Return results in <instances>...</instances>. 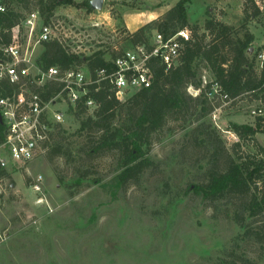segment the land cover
Here are the masks:
<instances>
[{"label": "rangeland", "instance_id": "374dc122", "mask_svg": "<svg viewBox=\"0 0 264 264\" xmlns=\"http://www.w3.org/2000/svg\"><path fill=\"white\" fill-rule=\"evenodd\" d=\"M3 1L9 9L18 7L16 0ZM73 1L57 6L51 19L53 36L63 39L72 51L87 56L105 50L108 58L114 47L122 50L129 46L126 36L131 31L122 12L158 3L104 0L101 9H94L86 5L91 0ZM160 2L174 5L177 0ZM187 11L191 27L202 26L213 17L238 34L245 15L250 14L246 26L255 36L250 57L256 71L261 72L257 54L264 50V11L259 5L252 0H192ZM212 36L210 32L206 40ZM206 72L209 80L212 74L202 66L201 74ZM262 103L244 96L233 106L222 105L208 120L228 145L239 140L235 131L239 125L250 129L264 148ZM66 125L73 133L79 120L71 118ZM189 129L175 126L165 131L148 154L160 162L162 171L153 174L148 170L140 185L130 186L125 192L112 185L114 171L106 164L78 181L71 164L60 159L64 182H60L44 153L10 167L11 176L0 180V264H215L237 243L239 252L246 250L257 256L258 245L239 239L242 228L233 219L213 216L206 203L193 193L198 166L182 161L179 155ZM69 140H77V135ZM40 175L43 180L39 193L32 184ZM259 264L264 260L260 259Z\"/></svg>", "mask_w": 264, "mask_h": 264}, {"label": "trees", "instance_id": "16d2710c", "mask_svg": "<svg viewBox=\"0 0 264 264\" xmlns=\"http://www.w3.org/2000/svg\"><path fill=\"white\" fill-rule=\"evenodd\" d=\"M16 1L19 9L0 12L4 41H9V32L3 30H10L30 12L38 10L44 22L51 23L58 5L74 4L73 0ZM191 1L177 0L163 14L130 32L126 36L129 46L149 42L156 31L170 36L190 25L187 6ZM86 5L91 6L90 2ZM245 16L241 34L213 17L207 18L201 27L192 26L193 39L187 43L178 64L166 69L159 59H153L152 84L134 91L124 101L104 84L92 93L99 102L93 112L83 105L74 110V119L79 120L75 132L69 133L68 127L57 128L44 144V155L60 182H64L60 159L71 164L78 181L106 164L114 171L112 185L125 192L130 186L140 185L148 170L153 174L162 171L160 162L148 154L164 132L175 126L190 127L180 144L179 155L182 161L198 166L193 193L206 203L213 216L233 219L242 228L241 241L252 240L259 247L255 256L246 250L239 252L237 243L215 264H259L260 259L264 260V148L250 129L239 125L235 129L239 140L228 145L220 130L208 120L226 100L233 106L241 97L249 96L264 104V67L258 73L250 57L255 36L246 26L250 14ZM210 32L213 36L206 40ZM83 56L72 53L64 42L53 38L43 42L37 62L42 68L86 63L92 71L110 64L105 50L95 51L85 59ZM202 66L212 74V80L205 84ZM214 84L219 86L216 92ZM190 86L198 89V94L189 92ZM73 134L77 140L71 141ZM1 176L11 175L3 170Z\"/></svg>", "mask_w": 264, "mask_h": 264}, {"label": "built area", "instance_id": "2783aa9c", "mask_svg": "<svg viewBox=\"0 0 264 264\" xmlns=\"http://www.w3.org/2000/svg\"><path fill=\"white\" fill-rule=\"evenodd\" d=\"M253 2L264 11V0ZM6 10V4L0 0V12ZM1 31L0 25V180L3 170L42 155L52 133L67 127L66 123L74 118L73 112L79 106L93 112L99 104L93 92L106 84L117 99L126 100L134 91L152 84L154 72L150 62L153 59H159L169 69L179 63L187 43L193 39V28L189 25L170 36L156 31L149 42H137L122 50L114 47L112 53L116 54L108 58L110 64L92 71L86 63L66 68L57 64L42 68L38 64L43 42L53 38L64 42L53 36L52 23H45L38 10L30 12L10 30H3L9 32V41H4ZM257 57L263 68L264 50ZM202 79L203 84L212 80L207 79V72ZM218 89L214 84L213 92ZM189 90L199 92L192 86ZM229 102L226 100L223 105ZM42 180L40 175L32 184L39 193Z\"/></svg>", "mask_w": 264, "mask_h": 264}, {"label": "crops", "instance_id": "0c3cea01", "mask_svg": "<svg viewBox=\"0 0 264 264\" xmlns=\"http://www.w3.org/2000/svg\"><path fill=\"white\" fill-rule=\"evenodd\" d=\"M158 0L156 5H149L147 9L133 8L132 10H125L122 12V19L126 27L131 31L137 30L145 23L157 18L159 15L167 11L172 5L164 4ZM43 49V47H42ZM42 49L40 50L42 52Z\"/></svg>", "mask_w": 264, "mask_h": 264}, {"label": "water", "instance_id": "95a60500", "mask_svg": "<svg viewBox=\"0 0 264 264\" xmlns=\"http://www.w3.org/2000/svg\"><path fill=\"white\" fill-rule=\"evenodd\" d=\"M104 0H91V6L94 9H101L103 7ZM252 50V47L250 48Z\"/></svg>", "mask_w": 264, "mask_h": 264}]
</instances>
